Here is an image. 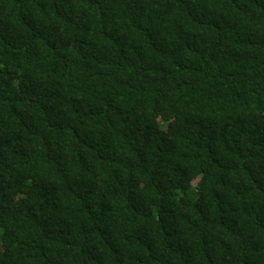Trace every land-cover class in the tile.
Here are the masks:
<instances>
[{"label":"trees","instance_id":"1","mask_svg":"<svg viewBox=\"0 0 264 264\" xmlns=\"http://www.w3.org/2000/svg\"><path fill=\"white\" fill-rule=\"evenodd\" d=\"M0 264H264V0H0Z\"/></svg>","mask_w":264,"mask_h":264}]
</instances>
